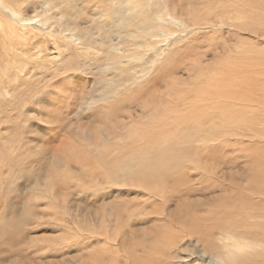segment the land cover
I'll return each instance as SVG.
<instances>
[{
  "label": "rangeland",
  "instance_id": "374dc122",
  "mask_svg": "<svg viewBox=\"0 0 264 264\" xmlns=\"http://www.w3.org/2000/svg\"><path fill=\"white\" fill-rule=\"evenodd\" d=\"M62 1L33 13L54 34L0 29V264H217L224 226L261 242L264 0Z\"/></svg>",
  "mask_w": 264,
  "mask_h": 264
},
{
  "label": "bare ground",
  "instance_id": "6f19581e",
  "mask_svg": "<svg viewBox=\"0 0 264 264\" xmlns=\"http://www.w3.org/2000/svg\"><path fill=\"white\" fill-rule=\"evenodd\" d=\"M43 1H45V2H47V4L50 6V9L51 8H54L55 6H53V4H52V0H43ZM60 2V1H59ZM40 3V0H0V29H1V31H6L7 29H9L10 27H11V25H13V26H34V27H36V28H39L40 30H42L43 31V33L44 34H47V35H49V34H54L53 33V30L52 29H50V28H52L53 27V24H52V22L50 21L51 20V16H52V14H51V16H48V15H46V14H44V15H42V14H40V13H35V14H33L35 11H36V8L38 7V4ZM64 3V1H62L61 0V3H60V5L61 4H63ZM46 5V4H45ZM43 6V5H42ZM57 7H59V6H57ZM57 9V8H56ZM38 10V9H37ZM58 10V9H57ZM228 12H229V10H228V8L227 7H223L222 8V12H221V15L218 17V21L220 22V23H226V22H228V21H230L226 16L228 15ZM49 13V12H48ZM13 14H16L17 15V18H19V20L16 18L15 20H13ZM55 16V15H54ZM242 14L241 13H239V14H236L235 15V17L233 18V19H239V22L241 21V19H242ZM209 21V20H208ZM210 22V21H209ZM58 25V24H57ZM58 31V30H57ZM62 31V30H61ZM13 32H14V35H16V36H19L20 37V35L21 34H19V33H17V31H16V29H13ZM59 32V31H58ZM57 32V33H58ZM63 32V31H62ZM67 32V31H66ZM61 33V32H60ZM71 33V32H70ZM69 33V34H70ZM66 34V33H65ZM64 33H63V35H65ZM3 35V37H5V34H2ZM57 35V34H56ZM62 35V36H63ZM146 35L148 36V37H153L154 36V33L153 32H148L147 31V33H146ZM54 36V35H53ZM60 36H61V34H60ZM70 36V35H69ZM55 37V36H54ZM58 38V37H57ZM63 38H65V37H63ZM67 38V37H66ZM60 39H62V38H60ZM56 41V40H55ZM58 41V40H57ZM65 40H63L62 39V44H64L65 46L67 45L68 46V44L67 43H63ZM66 42V41H65ZM127 46V45H126ZM41 47V44H40V40L39 41H37V42H35V43H33V48L34 49H36L37 51H36V53H38V50L39 49H41L40 48ZM18 52V53H17ZM17 52H15V54L17 53L18 54V56L20 55V56H25L26 54V50H24V49H19V51H17ZM35 53V54H36ZM251 53H253V52H251L250 50L248 51V54L247 55H245L244 56V60L246 61L247 60V58H256V55L255 56H253V55H251ZM256 53H258V52H256ZM35 54H34V56H35ZM36 57V56H35ZM5 69V67H3V66H0V76L2 75L1 74V72L3 73V71L2 70H4ZM235 70V69H234ZM236 71H237V73L239 74V75H243L242 74V72H243V69H240V68H238V67H236ZM235 72V71H234ZM68 73V72H67ZM230 74H231V70H230V72H229ZM233 73V72H232ZM228 74V73H227ZM227 74H225V75H227ZM232 76H233V74H232ZM59 77V76H58ZM239 78L238 76H237V74H236V76H235V80H237V78ZM243 77V80L241 81L242 83H239V84H237V86H238V89H237V93L239 92V90L241 89L240 88V86L241 85H243V87H244V76H242ZM228 78H229V76H228ZM228 78H227V80H228ZM231 78V77H230ZM229 78V79H230ZM241 78V77H240ZM71 79V78H70ZM75 79V78H74ZM232 79V78H231ZM234 79V78H233ZM235 80H233L234 81V83H235ZM225 81V80H224ZM71 82V81H70ZM58 83V82H57ZM69 83V82H68ZM74 83V82H73ZM69 85V84H68ZM76 84H74L73 86H75ZM227 87H229V86H227ZM73 89V88H72ZM71 89V90H72ZM225 89H226V87H225ZM229 89V88H228ZM243 92V90H240V92ZM52 94V93H51ZM232 94H234L233 92H232ZM54 95V94H53ZM226 95V94H225ZM56 97V96H55ZM48 98V97H47ZM46 98V99H47ZM229 99H230V96H229ZM231 99H234V98H231ZM48 104H52L51 103V101H48L47 102ZM227 107H229V108H232L231 106H227ZM239 108V107H238ZM238 111H240V110H238ZM225 124V123H224ZM226 125V124H225ZM235 125V124H234ZM223 127H224V125H223ZM90 133H91V135H92V137L94 138V139H96V138H98L99 137V134H98V132L94 129V128H92V129H89L88 130ZM89 133V134H90ZM58 155H59V153H54L53 154V160H55V159H57L58 158ZM163 166V165H162ZM263 215V219H264V214H263V212H258L257 214H255V215H253L252 217H251V219L249 220L248 218H250V217H248L247 219H248V222L250 223V224H248V225H250V226H252V225H255L256 224V222H257V219H258V217L259 216H262ZM244 217L245 216H243L240 220H243L244 219ZM226 220H228V219H226ZM263 221V220H262ZM231 222V221H230ZM224 223H226L225 221H224ZM223 223V224H224ZM222 224V225H223ZM232 224H233V222H232ZM234 225V224H233ZM235 226V225H234ZM231 227V226H230ZM233 227V226H232ZM237 227V226H236ZM235 227V228H236ZM228 228V227H227ZM257 229H259L258 230V237L260 236V237H262L263 238V240L261 241V242H259V243H257V244H254V242H250L249 240H245V241H243L238 235H235V234H233V232H234V229H229L230 230V232H231V237H230V235H229V231L228 230H226V228H225V226H224V228H222L221 227V231L222 232H226L227 234L226 235H224V238L227 240V239H230V242H231V245H232V247L230 246V244L228 243V244H226V245H224L225 247H223V248H221L220 250H218V251H212L211 252V254L212 255H215V254H217V256H218V259L216 260V263L217 264H264V263H261V262H259V261H257L256 260V258H255V256H253L252 255V252L253 251H256L257 249L259 250V249H263V251H264V221L262 222V223H260L259 224V228H257ZM231 230H233V231H231ZM237 232H238V230H237ZM236 232V233H237ZM252 233H253V230H252ZM258 237H256V238H258ZM249 241V242H248ZM250 244V245H249ZM136 249H137V247L136 248H134V249H132V253H133V255L136 253V252H138V251H136ZM227 249V250H226ZM247 250H249L248 252H246ZM136 251V252H135ZM141 252V251H140ZM153 252H154V250H147L146 252H145V254H148V256H145L143 259H136V258H134L133 260H132V264H154V262L155 261H152V260H149L152 256V254H153ZM154 253H157V252H154ZM158 253H159V251H158ZM151 254V255H150ZM247 254H250V255H248V256H246ZM258 254V253H257ZM135 255H137V254H135ZM131 256V255H130ZM149 256H151V257H149ZM198 259H200V258H198ZM25 260V259H24ZM184 260V259H183ZM29 261V260H28ZM131 261V260H130ZM185 261H189L188 259H186ZM164 264H167L166 262H164Z\"/></svg>",
  "mask_w": 264,
  "mask_h": 264
}]
</instances>
